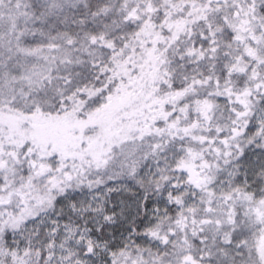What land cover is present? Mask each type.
Listing matches in <instances>:
<instances>
[{"label":"snow or ice","instance_id":"6c2138e0","mask_svg":"<svg viewBox=\"0 0 264 264\" xmlns=\"http://www.w3.org/2000/svg\"><path fill=\"white\" fill-rule=\"evenodd\" d=\"M0 264H264V0H0Z\"/></svg>","mask_w":264,"mask_h":264}]
</instances>
